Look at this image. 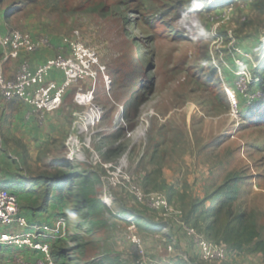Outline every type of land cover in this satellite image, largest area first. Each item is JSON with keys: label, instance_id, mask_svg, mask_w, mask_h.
I'll return each instance as SVG.
<instances>
[{"label": "rangeland", "instance_id": "rangeland-1", "mask_svg": "<svg viewBox=\"0 0 264 264\" xmlns=\"http://www.w3.org/2000/svg\"><path fill=\"white\" fill-rule=\"evenodd\" d=\"M14 29L50 41L35 54L68 57L79 45L93 59L63 93L61 116L74 105L68 124L46 141L21 143L14 159L32 177L65 162L96 181L104 208L95 226L59 191L70 202L57 215L65 220L60 247L83 246L56 264H264V0H0V38ZM235 47L259 78L236 117L225 90L240 95ZM21 54L4 60L7 78ZM82 94L102 114L69 158ZM229 191L235 200L221 206ZM157 199L166 206L155 207ZM199 236L223 244V254L205 259ZM15 256L0 254V264L27 260Z\"/></svg>", "mask_w": 264, "mask_h": 264}, {"label": "built area", "instance_id": "built-area-1", "mask_svg": "<svg viewBox=\"0 0 264 264\" xmlns=\"http://www.w3.org/2000/svg\"><path fill=\"white\" fill-rule=\"evenodd\" d=\"M0 42L5 51V57L0 61V101H9L16 96L42 112L50 113L58 109L61 105L63 93L88 74L87 69L93 61L90 55L80 51L81 47L77 45L76 48L74 47L71 56L46 58L36 68H33L29 61L24 59L13 77L7 78L3 62L8 55L34 53L41 47L51 44L46 38L36 39L30 32L18 29L3 34ZM234 51L237 56L234 58L236 67L242 74L239 73L242 79L236 86L240 95L238 97L229 88L225 90L230 102L229 111L232 116L236 117L240 112L241 96L249 99L247 85L259 84V78L248 71L246 63L249 58L248 52L239 47H235ZM53 70L62 73L63 78L60 84L47 80L48 75ZM245 79L248 80L245 81ZM91 99L88 94H82L80 97L75 98L76 103L85 106V108L81 112L75 113L76 120L67 141L69 149L67 156L69 158H72V155L79 156L81 137L90 127L96 124L102 114L100 108L91 103ZM154 206L165 207L166 202L157 199ZM56 219L51 226L39 222L29 223L20 214L18 197L12 192L0 188V247H11L34 253L32 259H21L17 264H56L51 254V242L62 236L65 227L63 218L56 217ZM133 220L134 218L131 216L126 218L128 222ZM183 229L187 235H196L194 230L186 225L183 226ZM195 242L196 247L200 249L205 259L213 257L215 253L219 256L224 252L223 244H220L219 247L213 246L201 236ZM133 243L136 247H139L138 241L133 240ZM167 250L171 251L172 247L169 246ZM149 264L161 263L150 262Z\"/></svg>", "mask_w": 264, "mask_h": 264}, {"label": "crops", "instance_id": "crops-1", "mask_svg": "<svg viewBox=\"0 0 264 264\" xmlns=\"http://www.w3.org/2000/svg\"><path fill=\"white\" fill-rule=\"evenodd\" d=\"M22 54L33 68L48 58L35 53ZM62 78L61 72L53 70L47 80L60 84ZM73 108L74 105L70 104L66 107V113L63 112L61 116L58 109L50 113L42 112L16 96L9 101H0V188L18 197L20 214L30 222L47 223L51 226L57 215L62 212L61 210L64 207L68 209L70 202L67 203L63 195H60L63 193L53 191L50 193L53 199L49 200L52 208L49 204L46 210L34 211L33 207L39 201L37 195L42 185L33 181L32 176L25 173L21 166L17 165L18 161L14 160L16 157H22L19 153V145L23 142L40 143L46 141L47 136L55 137L53 129L57 125L68 124V117L74 113ZM0 254H5V258H12L14 254H17L18 256L15 257L22 255L25 259L32 258L34 255V253L11 247H0Z\"/></svg>", "mask_w": 264, "mask_h": 264}, {"label": "trees", "instance_id": "trees-1", "mask_svg": "<svg viewBox=\"0 0 264 264\" xmlns=\"http://www.w3.org/2000/svg\"><path fill=\"white\" fill-rule=\"evenodd\" d=\"M134 102H138V97L134 98ZM59 164L60 167L64 169L53 174L32 177L33 181H37L42 185V189L37 195L39 201H37L36 206L33 207L35 209L34 211L47 209L50 204L49 200L53 199V197H50L51 192L66 191L69 195L71 194V197L73 198V208L75 211L79 212L81 221L86 222L88 225H97L98 222H100L99 219L103 213L104 206L103 203L95 196L96 181L92 176L76 173L75 171L70 170L65 162H60ZM233 191H229L218 199L221 206L226 204L231 196L232 201L235 200V191ZM229 205L231 206V202ZM230 208L228 211H230ZM28 222L35 223L30 221ZM137 224H139L138 221ZM59 239L60 238H56L51 242V254L55 261L60 260V258H66V256L71 254L67 252L83 246L77 244L74 248L69 249L68 251L67 249L60 247L62 242Z\"/></svg>", "mask_w": 264, "mask_h": 264}]
</instances>
